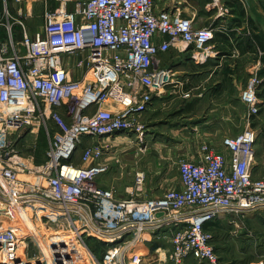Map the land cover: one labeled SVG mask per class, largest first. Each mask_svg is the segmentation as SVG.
<instances>
[{"label": "built area", "instance_id": "obj_1", "mask_svg": "<svg viewBox=\"0 0 264 264\" xmlns=\"http://www.w3.org/2000/svg\"><path fill=\"white\" fill-rule=\"evenodd\" d=\"M73 3L47 11L34 35L21 7L7 11L6 22L0 16L8 34L0 35V264H144L146 257L223 264L210 222L264 209V178L252 172L253 127L225 136L222 148L201 142L197 158L180 157L179 185L159 196L141 197L143 170L126 198L97 183L116 153L114 138L143 133L154 96L176 81L161 54L176 46L208 55L217 28L156 0ZM259 82L252 77L241 93L252 114ZM24 129L45 134L43 159L18 147ZM65 229L74 233L71 247L56 242L68 233L54 230ZM88 239L104 244L101 256Z\"/></svg>", "mask_w": 264, "mask_h": 264}, {"label": "crops", "instance_id": "obj_2", "mask_svg": "<svg viewBox=\"0 0 264 264\" xmlns=\"http://www.w3.org/2000/svg\"><path fill=\"white\" fill-rule=\"evenodd\" d=\"M156 1L161 8L178 9L193 18L196 25H212L217 29L208 55L196 54L191 47L176 46L161 54L162 65L174 70L176 81L161 96H154L151 107L146 111L148 125L157 126L161 120L163 124L168 121L169 124L171 120L174 122L168 125L170 133L180 135L181 143L191 141L188 129H194L196 142L214 144L222 142L225 136H233L241 131L236 132L234 129L236 116L240 117L243 129L251 126L257 132L252 172L254 177L264 178V0H194V4L187 0ZM73 5V0H0V16L6 22V12L17 15L21 7L25 26L34 35L43 30L47 11L61 6L72 8ZM223 9L227 10L224 14L221 13ZM0 35L2 38L8 37L4 25H0ZM13 38L18 42L22 39V26L18 22L13 25ZM171 50L176 53L167 55ZM255 76L260 79L257 90L260 109L258 113L252 114L243 102L241 93L249 79ZM186 92L190 94L185 96ZM236 101L243 105L238 113ZM183 119H193V125L182 124ZM110 156L106 159L110 160ZM193 157L197 158L198 154ZM108 163L109 170L98 177V185L114 188L119 198L131 196L134 173L125 175L117 162L110 160ZM157 179L154 182L147 175L141 197L161 195L165 188L160 190V185L166 182L169 186L179 185V171L177 176L169 179L158 174ZM259 214L260 210L243 217L222 215L211 221L208 228L221 223L247 228L248 224L259 218ZM213 244L215 246V242ZM151 258L146 257L144 263L157 264ZM206 263L207 261L195 262L192 259L188 262Z\"/></svg>", "mask_w": 264, "mask_h": 264}, {"label": "rangeland", "instance_id": "obj_3", "mask_svg": "<svg viewBox=\"0 0 264 264\" xmlns=\"http://www.w3.org/2000/svg\"><path fill=\"white\" fill-rule=\"evenodd\" d=\"M187 2L190 4L195 3L194 0H187ZM175 53V51L171 50L167 52V55H174ZM235 107L237 112L242 110L243 105L240 101H236ZM141 120L145 122L146 130L139 134H118V138L114 143L116 153L110 156V160L117 162L125 175H129L131 172L135 175L136 171L143 170L147 173L148 179H153L154 182L158 180V174L164 175L167 179L177 176V160L180 157L195 158L193 156L198 154L200 142H196L194 139V129H188L191 141L181 143L180 135L170 133V126L168 125L174 121L171 122L170 120L169 124V121L163 124L161 120L159 125L152 127L147 123L146 113H144ZM193 122V119H183L182 124L192 123L191 125H193ZM234 129L236 132L243 129L240 117L236 116ZM28 131V129L22 130V141L18 142V147L24 152L33 151V153H36V156L42 158L44 147L47 145L45 134L40 132L37 139L35 135H27ZM214 145L222 147V142H216ZM82 147L83 144H81ZM110 160L108 161L110 162ZM160 186V190H163L175 185L169 186L168 182H166ZM156 191L158 192L159 190L156 189ZM263 218L264 209L260 210L259 218L248 224L247 228L242 229L241 226L236 227L231 223H221L211 227V232L214 234L212 242H215V248L218 249L217 252L222 262H227L226 264H249L252 260L264 259ZM54 231L65 235L61 237H66L68 233V239L70 238L69 236L74 238V233L71 230ZM234 231L237 232V235L233 234ZM49 233L50 236L54 235L53 231ZM94 240L91 239V242H94L95 247L101 253V246L97 240ZM144 264H147V262ZM206 264L211 263L207 262Z\"/></svg>", "mask_w": 264, "mask_h": 264}, {"label": "trees", "instance_id": "obj_4", "mask_svg": "<svg viewBox=\"0 0 264 264\" xmlns=\"http://www.w3.org/2000/svg\"><path fill=\"white\" fill-rule=\"evenodd\" d=\"M45 148V147H44ZM38 160L43 159V157L41 158L40 156H37ZM211 230V229H210ZM95 241V240H94ZM89 245L92 248V250H94L98 256H101V253L98 251V249L95 247L94 242H91V239H88ZM99 245L101 246V252L104 250L103 246L104 244L100 241H98ZM99 252V253H98Z\"/></svg>", "mask_w": 264, "mask_h": 264}, {"label": "bare ground", "instance_id": "obj_5", "mask_svg": "<svg viewBox=\"0 0 264 264\" xmlns=\"http://www.w3.org/2000/svg\"><path fill=\"white\" fill-rule=\"evenodd\" d=\"M59 244H64L66 246H71L73 244L72 239H57L56 241Z\"/></svg>", "mask_w": 264, "mask_h": 264}]
</instances>
